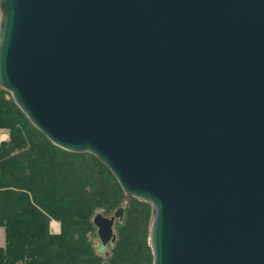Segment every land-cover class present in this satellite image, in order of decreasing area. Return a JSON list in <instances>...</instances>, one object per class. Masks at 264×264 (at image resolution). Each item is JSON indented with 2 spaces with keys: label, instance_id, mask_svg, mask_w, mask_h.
Returning a JSON list of instances; mask_svg holds the SVG:
<instances>
[{
  "label": "water",
  "instance_id": "95a60500",
  "mask_svg": "<svg viewBox=\"0 0 264 264\" xmlns=\"http://www.w3.org/2000/svg\"><path fill=\"white\" fill-rule=\"evenodd\" d=\"M0 86L151 204L153 264H264V0H0Z\"/></svg>",
  "mask_w": 264,
  "mask_h": 264
},
{
  "label": "trees",
  "instance_id": "16d2710c",
  "mask_svg": "<svg viewBox=\"0 0 264 264\" xmlns=\"http://www.w3.org/2000/svg\"><path fill=\"white\" fill-rule=\"evenodd\" d=\"M1 131L0 264H152L151 204L126 194L94 154L53 144L0 86ZM118 208L113 241L100 249L93 217Z\"/></svg>",
  "mask_w": 264,
  "mask_h": 264
},
{
  "label": "rangeland",
  "instance_id": "374dc122",
  "mask_svg": "<svg viewBox=\"0 0 264 264\" xmlns=\"http://www.w3.org/2000/svg\"><path fill=\"white\" fill-rule=\"evenodd\" d=\"M8 138V134H7V132L6 131H1L0 132V140H6ZM96 215L97 214H95L94 215V218L96 217ZM106 215V214H105ZM113 214L111 213V214H109V215H106V216H108V217H110V216H112ZM98 216V215H97ZM58 227H56V226ZM50 230H51V232H54V233H58L59 232V230H60V222L57 220V219H52L51 221H50ZM151 226V225H150ZM149 231H150V228H149ZM148 243H149V237H148ZM111 244V243H110ZM100 245V242H99V240L97 239V246H99ZM109 245V243L105 246V248L107 247ZM149 245H150V243H149ZM104 248V249H105ZM152 252V251H151ZM152 264H153V261H152Z\"/></svg>",
  "mask_w": 264,
  "mask_h": 264
},
{
  "label": "crops",
  "instance_id": "0c3cea01",
  "mask_svg": "<svg viewBox=\"0 0 264 264\" xmlns=\"http://www.w3.org/2000/svg\"><path fill=\"white\" fill-rule=\"evenodd\" d=\"M4 244V229L0 227V246Z\"/></svg>",
  "mask_w": 264,
  "mask_h": 264
},
{
  "label": "bare ground",
  "instance_id": "6f19581e",
  "mask_svg": "<svg viewBox=\"0 0 264 264\" xmlns=\"http://www.w3.org/2000/svg\"><path fill=\"white\" fill-rule=\"evenodd\" d=\"M56 226V225H55ZM57 227V226H56ZM58 228V227H57Z\"/></svg>",
  "mask_w": 264,
  "mask_h": 264
}]
</instances>
